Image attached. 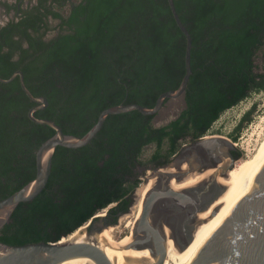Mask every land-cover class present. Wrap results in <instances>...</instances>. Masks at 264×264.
<instances>
[{
    "label": "trees",
    "instance_id": "16d2710c",
    "mask_svg": "<svg viewBox=\"0 0 264 264\" xmlns=\"http://www.w3.org/2000/svg\"><path fill=\"white\" fill-rule=\"evenodd\" d=\"M45 2L22 9L19 21L0 23V77L24 73L34 96L49 102L37 118L83 137L104 110L121 104L152 108L161 94L180 86L186 37L168 0H82L69 14L65 0H54L51 8ZM174 2L193 43L185 108L161 126L154 124L156 116L139 111L110 115L89 145L58 147L47 188L19 205L0 231L1 243L68 240L104 211L94 223L116 225L133 205L143 170L170 164L224 113L264 91V0ZM50 17L59 24L49 23ZM35 106L19 78L0 82V200L34 180L37 150L55 135L29 118ZM254 111L235 127L233 142Z\"/></svg>",
    "mask_w": 264,
    "mask_h": 264
},
{
    "label": "water",
    "instance_id": "95a60500",
    "mask_svg": "<svg viewBox=\"0 0 264 264\" xmlns=\"http://www.w3.org/2000/svg\"><path fill=\"white\" fill-rule=\"evenodd\" d=\"M173 17L186 37V73L178 89L161 94L152 108L139 104L118 105L104 110L97 123L83 137L63 132L52 120L39 119L35 113L48 107L45 97H36L25 83L24 73L19 70L11 78L3 79V84L19 78L21 87L35 107L29 111V118L36 124L47 125L55 130V135L45 141L36 153V177L19 191L0 200V231L11 221L20 204L35 200L46 188L53 169V158L58 147L79 149L89 145L101 131L108 116L139 111L146 116H157L167 101L184 98L192 76V37L183 24L174 0H168ZM235 143L222 136H205L185 145L173 157L171 164L150 168V177L156 179L143 200L142 212L134 229L133 241L121 247L124 252L148 250L152 261L147 264H164L167 258L168 236L164 227L176 230L175 241L185 250L193 241V232L198 223V214L207 211L226 191L218 179L225 177L236 166ZM176 166L179 172H168ZM188 166L182 171L181 167ZM214 169L206 180L191 188L176 190L171 182L182 181L197 171ZM218 211L214 213L217 214ZM96 216L81 230L83 241L66 238L58 243H36L11 246L0 242V264H113L104 249L103 232L108 224L99 225ZM158 218V219H157ZM169 220H172L170 222ZM93 224V225H92ZM79 231V230H78ZM80 261L78 263H75ZM132 264H142L135 262ZM194 264H264V152L246 177L230 194L216 234L207 242Z\"/></svg>",
    "mask_w": 264,
    "mask_h": 264
},
{
    "label": "bare ground",
    "instance_id": "6f19581e",
    "mask_svg": "<svg viewBox=\"0 0 264 264\" xmlns=\"http://www.w3.org/2000/svg\"><path fill=\"white\" fill-rule=\"evenodd\" d=\"M263 152H264V140L258 147L254 156L246 163V165L237 174L229 177L228 174L232 171L231 170L225 177H220L218 179V183L220 185L226 186L227 189L225 193L219 199H217L207 211L198 214V223L193 232L194 239L192 243L185 250H183L182 246L180 245L182 243L181 242L182 240L180 241L178 239V242L175 241V236H177L175 228L167 225L164 227L165 234L166 236H168L167 258L164 264H194L195 263V260L199 256L201 250L204 248L207 242H209V240L216 234L220 219L222 217V214L224 212L230 194L246 177V175L249 173V171L252 169V167L255 165L258 159L261 157ZM180 170L186 171L188 170V166L184 165L183 167L180 168ZM167 171L176 173L179 172V169L176 168V166L172 165L170 168H168ZM213 172H215L214 169L201 171V172L197 171L185 177L180 182L174 179L171 182V185L176 190L191 188L193 186H196L203 180H206L211 174H213ZM155 180L156 179L151 178L150 180L147 181L145 185L142 186V188H138L137 199L139 201V205H138L139 209H141L139 216L141 215L142 212V205L145 195L152 188V186L155 183ZM216 211L218 212L216 215H214ZM169 221L172 222V220ZM84 228L85 226L81 228L78 232H76L69 239L71 240L76 239L78 241L85 240L86 237L80 233L81 230H83ZM112 232H113L112 228L106 229L103 232L101 238L104 249L107 252L108 257L113 264H132L135 262L147 264L152 261V256L148 250H139L133 253H129V252L127 253L122 251L121 247H124L133 241V233L131 236L126 237L124 241H122L118 246L114 247L111 245ZM78 262L80 261H77L75 263Z\"/></svg>",
    "mask_w": 264,
    "mask_h": 264
},
{
    "label": "rangeland",
    "instance_id": "374dc122",
    "mask_svg": "<svg viewBox=\"0 0 264 264\" xmlns=\"http://www.w3.org/2000/svg\"><path fill=\"white\" fill-rule=\"evenodd\" d=\"M0 22L2 24L5 23V21L1 18ZM185 106L186 104L184 98L168 101L163 110L155 117L154 124L156 126H161L169 123L180 114ZM253 107H255L253 119L251 123H249L241 132L238 142H236L235 148L236 152L240 153V158L236 163L235 169L228 174L229 177L237 174L246 165V163L254 156L258 147L264 140V91L251 95L247 100L224 113L207 135L222 136L233 142L230 138L231 134L233 133L235 127L239 124L244 114ZM151 150V148L147 150V155L151 153ZM149 172V170H143L141 175L142 182L139 188H142V186L147 183V176L151 175V172ZM137 198L138 194L136 192L130 211L127 214L122 215L116 225H111L107 228L113 229L112 240L110 238L109 239L111 240V245L114 247L118 246L126 237L131 236L133 233L134 226L138 220L141 210L139 209V201ZM101 214L105 215V211L97 216H100ZM98 224L104 225L103 222H98Z\"/></svg>",
    "mask_w": 264,
    "mask_h": 264
},
{
    "label": "flooded vegetation",
    "instance_id": "af4514ba",
    "mask_svg": "<svg viewBox=\"0 0 264 264\" xmlns=\"http://www.w3.org/2000/svg\"><path fill=\"white\" fill-rule=\"evenodd\" d=\"M66 5L64 8L65 14H69V10L71 6H75L77 4H80L82 0H65ZM38 0H0V18L5 21V23H1L2 25H6L7 23L14 21H19L21 18V10L27 9L28 7H32L33 5H36ZM48 7H53L56 5L54 0H48V2H45ZM8 5H17V10L11 9L8 10ZM49 23H51L54 26H57L59 24V21L54 20L52 17L49 19ZM58 34L57 31L49 32L45 39L48 41L52 38H54ZM237 152H234V155H236ZM236 157V156H235ZM171 164V163H170ZM169 165V164H168ZM167 166V165H166ZM164 167V166H163ZM160 168V167H159ZM155 169V168H154Z\"/></svg>",
    "mask_w": 264,
    "mask_h": 264
}]
</instances>
